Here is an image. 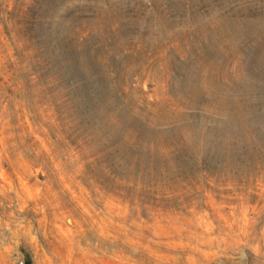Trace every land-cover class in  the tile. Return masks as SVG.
Masks as SVG:
<instances>
[{
  "label": "rangeland",
  "instance_id": "obj_1",
  "mask_svg": "<svg viewBox=\"0 0 264 264\" xmlns=\"http://www.w3.org/2000/svg\"><path fill=\"white\" fill-rule=\"evenodd\" d=\"M0 264H264V0H0Z\"/></svg>",
  "mask_w": 264,
  "mask_h": 264
}]
</instances>
